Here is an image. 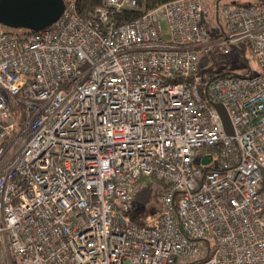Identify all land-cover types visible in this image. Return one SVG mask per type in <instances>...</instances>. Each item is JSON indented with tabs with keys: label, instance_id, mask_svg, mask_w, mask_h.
I'll return each mask as SVG.
<instances>
[{
	"label": "built area",
	"instance_id": "1",
	"mask_svg": "<svg viewBox=\"0 0 264 264\" xmlns=\"http://www.w3.org/2000/svg\"><path fill=\"white\" fill-rule=\"evenodd\" d=\"M217 3L216 23L205 0L0 23V264H264V1ZM239 48L259 73L201 67ZM151 177L160 211L142 224Z\"/></svg>",
	"mask_w": 264,
	"mask_h": 264
},
{
	"label": "water",
	"instance_id": "2",
	"mask_svg": "<svg viewBox=\"0 0 264 264\" xmlns=\"http://www.w3.org/2000/svg\"><path fill=\"white\" fill-rule=\"evenodd\" d=\"M65 7V0H0V23L12 29L39 32L52 26L62 16ZM214 106L220 114L226 133L233 134L225 106L221 103ZM203 163L208 164L209 159L205 158Z\"/></svg>",
	"mask_w": 264,
	"mask_h": 264
},
{
	"label": "trees",
	"instance_id": "3",
	"mask_svg": "<svg viewBox=\"0 0 264 264\" xmlns=\"http://www.w3.org/2000/svg\"><path fill=\"white\" fill-rule=\"evenodd\" d=\"M169 1H172V0H144L148 8H153V7H156L160 4H163ZM259 1H264V0H259ZM75 2H76L77 10L82 17H85L89 12H91L98 5L101 4V0H75ZM205 11L207 13L206 7H205ZM138 14L139 13L135 11H131V12L127 11L121 14V16H119L120 17L119 21L120 22L129 21L137 17ZM239 49L233 51L230 55H226V56H222L221 54H219L217 50L213 52V55L211 56H208L206 54H200L201 67H203L204 65L203 64L204 60L206 64V62L208 63L211 59L216 62L217 59L224 57L227 59L226 61L227 66L226 67L223 66L221 70H214L210 72L211 77L215 76V74L217 75H225V74L249 75L252 73V70L249 66L247 56L242 49L240 50ZM240 60L245 61L246 63L240 64ZM157 182H160V181H157ZM160 189L154 186L149 187V188H143V187L139 188L138 192L136 193L134 203L132 205V215L135 221L142 223V224L146 223L145 221L146 215H144L143 212L139 210V208L142 205L146 207V205L152 200H156L157 202H159Z\"/></svg>",
	"mask_w": 264,
	"mask_h": 264
},
{
	"label": "rangeland",
	"instance_id": "4",
	"mask_svg": "<svg viewBox=\"0 0 264 264\" xmlns=\"http://www.w3.org/2000/svg\"><path fill=\"white\" fill-rule=\"evenodd\" d=\"M66 2H74L75 0H65ZM217 1L219 2V5L222 6L223 4L225 3H232V2H238V3H248V2H253L255 0H205V7H206V10H207V14L209 15V18L211 20V23H216V19H215V11H216V3ZM8 30L10 31H18V30H11V28H7ZM246 56H247V59H248V63H249V66L252 70V73L256 74V73H259L261 71L260 69V64L256 58V56L251 53L250 51L246 50L244 51ZM200 54H204L203 52H201ZM227 59L226 58H220V59H217V61H213L212 59L206 64H205V60L203 62L204 65L206 66H209L210 67V70H221L223 66H227ZM246 62L245 61H241L240 60V64H245ZM203 65V67H205ZM206 70H202V73L203 74H206ZM196 161L200 162L201 161V157H197L196 158ZM158 180L154 179L153 177L151 178H144L141 183H140V188H149V187H156V188H161L162 186H164V183H160V182H157ZM139 210H141L143 212L144 215L146 216H154L156 214L159 213L160 211V206H159V203L156 201V200H152L150 201L146 207L144 205H142Z\"/></svg>",
	"mask_w": 264,
	"mask_h": 264
}]
</instances>
